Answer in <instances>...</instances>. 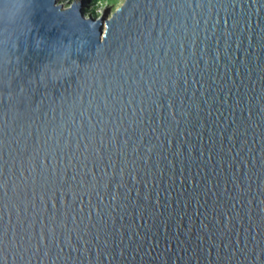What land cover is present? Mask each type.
I'll return each mask as SVG.
<instances>
[{"label":"water","instance_id":"95a60500","mask_svg":"<svg viewBox=\"0 0 264 264\" xmlns=\"http://www.w3.org/2000/svg\"><path fill=\"white\" fill-rule=\"evenodd\" d=\"M82 3L0 56V264H264V0Z\"/></svg>","mask_w":264,"mask_h":264},{"label":"clouds","instance_id":"9594fccd","mask_svg":"<svg viewBox=\"0 0 264 264\" xmlns=\"http://www.w3.org/2000/svg\"><path fill=\"white\" fill-rule=\"evenodd\" d=\"M33 0H0V56L12 57L15 49L18 48V41L21 37H26L31 31L30 21ZM76 21H79L76 18ZM75 22V21H74ZM87 22V21H86ZM89 29L92 27L89 22ZM86 38L82 33L81 38L77 41V50L84 47ZM40 41L37 39L36 45ZM73 50V43L67 44L61 42L54 45L52 52L54 59L51 63L46 64L42 70L51 75L61 72L66 65L65 61L70 59Z\"/></svg>","mask_w":264,"mask_h":264},{"label":"rangeland","instance_id":"374dc122","mask_svg":"<svg viewBox=\"0 0 264 264\" xmlns=\"http://www.w3.org/2000/svg\"><path fill=\"white\" fill-rule=\"evenodd\" d=\"M80 1L83 2L81 6L86 16L99 17L104 15L108 17L117 6H121L124 0H96L95 4H91L92 0H58V2H63L64 5L67 3L69 6Z\"/></svg>","mask_w":264,"mask_h":264},{"label":"trees","instance_id":"16d2710c","mask_svg":"<svg viewBox=\"0 0 264 264\" xmlns=\"http://www.w3.org/2000/svg\"><path fill=\"white\" fill-rule=\"evenodd\" d=\"M96 3V0H92L91 4H95Z\"/></svg>","mask_w":264,"mask_h":264},{"label":"bare ground","instance_id":"6f19581e","mask_svg":"<svg viewBox=\"0 0 264 264\" xmlns=\"http://www.w3.org/2000/svg\"><path fill=\"white\" fill-rule=\"evenodd\" d=\"M77 3V2H76Z\"/></svg>","mask_w":264,"mask_h":264}]
</instances>
